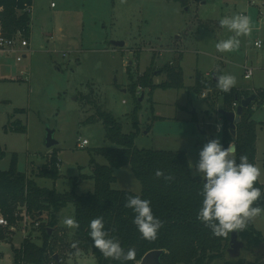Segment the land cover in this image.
<instances>
[{"label":"rangeland","instance_id":"rangeland-1","mask_svg":"<svg viewBox=\"0 0 264 264\" xmlns=\"http://www.w3.org/2000/svg\"><path fill=\"white\" fill-rule=\"evenodd\" d=\"M237 14L251 18V35L239 37L238 49L218 52L215 45L234 35L219 21ZM257 40L263 41L262 49L255 47ZM29 41L32 52L22 63L0 53V170H9L16 155L18 171L38 174L55 150L46 146L48 130L54 131L61 177L35 180L39 187L59 193L94 192L90 161L107 164L95 150L114 145L106 139L102 121H88L97 108L111 113L130 134L137 97L143 98L136 148L184 152L192 169L206 143L203 132L209 140H221L223 129L222 98L208 91L196 93V74L207 79L214 73L231 74L236 78L233 88L250 94L264 90V0H188L187 6L179 0H34ZM113 42L125 46L115 47ZM177 58L182 59L184 88L157 89L151 97L148 88L138 85L133 94L131 76L138 83L147 70L157 74ZM245 67L254 70L251 80L244 77ZM152 80L160 84L166 74ZM253 117L258 122L256 166L263 183L264 111L257 108ZM16 122L26 133L11 130ZM83 140L89 145L80 149ZM114 173L113 189L141 194L142 185L130 166ZM61 217L75 218L72 204ZM21 219L13 231L15 241L29 238L40 245V227ZM253 223L264 236V216ZM74 229L62 221L56 229L70 246L66 253L76 249ZM76 250L74 256L67 255V264H97L91 250ZM240 256L253 260L244 249Z\"/></svg>","mask_w":264,"mask_h":264},{"label":"trees","instance_id":"trees-1","mask_svg":"<svg viewBox=\"0 0 264 264\" xmlns=\"http://www.w3.org/2000/svg\"><path fill=\"white\" fill-rule=\"evenodd\" d=\"M181 1V0H179ZM187 6L188 0L181 1ZM34 0H0V23L8 35L23 30L30 37L32 16L26 9L32 8ZM205 25L201 26L204 27ZM181 58L166 65L160 74L147 70L139 78V82L132 81V92L136 96L138 85L148 88L150 96L157 89L184 88V73L181 67ZM166 74V80L160 84L153 82L154 76ZM216 76L217 73H214ZM217 82L212 77L207 79L203 74L195 76L194 91L203 95L205 91L213 92L222 98L223 110L232 111L234 103L240 104L243 98L249 97L248 91L232 88L228 93L219 90ZM264 99V90L257 93L256 103ZM137 97V106L133 112L134 132L125 134L121 123L111 114L97 108L96 115L88 121H102L105 128L106 139L114 147L99 148L95 154L107 161V165H100L94 159L90 161L93 168L92 179L95 183L94 192L79 195L76 190L59 193L55 189L39 187L35 178H44L57 181L60 178V160L58 150L55 149L45 167L36 175L30 177L18 171L17 157L13 155L9 170H0V212L10 226L22 220L25 213L32 225L40 227L42 243L40 245L26 238L19 249L13 247L14 264H67V258L74 256L76 249L91 250L97 264H140L143 257L154 250H163L162 264H264V236L253 224L242 231L229 233L227 237H216L210 229L197 219L198 211L202 205L200 191L202 183L199 177L192 175L188 156L184 152L154 151L138 149L135 140L140 133L138 113L142 106ZM214 106V105H213ZM23 113L24 110H18ZM253 104L244 109L241 121L236 125V137L231 132L232 126L223 117L221 143L227 147L233 140L236 144V158L241 154L248 156L249 162L256 165L257 157V127L254 119ZM196 120L195 116L192 117ZM12 131L26 133V127L21 122H16ZM130 166L136 179L142 185L141 194L130 191L113 189L117 182L114 171ZM157 169L171 174L174 179L166 181L156 178ZM256 187L264 190V182L258 181ZM140 196L151 202L153 214L163 221L155 241L141 238L137 227L133 224L135 213L132 209L124 207L128 196ZM69 204L74 207L75 219L79 228L74 229V237L78 247L71 253L65 251L70 247L64 242L63 235L57 232L59 214ZM264 207V198L257 202ZM102 216L105 230L110 237L119 240L121 246L127 251L135 248L134 261H118L106 259L98 249L93 247L89 236L90 221ZM21 217V218H20ZM237 233L238 239L244 243V252L253 258H232L229 253L231 238ZM12 234L9 228H0V242L11 243ZM65 252V253H63Z\"/></svg>","mask_w":264,"mask_h":264},{"label":"clouds","instance_id":"clouds-1","mask_svg":"<svg viewBox=\"0 0 264 264\" xmlns=\"http://www.w3.org/2000/svg\"><path fill=\"white\" fill-rule=\"evenodd\" d=\"M220 26L234 33L228 39L219 41L215 47L218 52H232L239 48L241 36H250L252 32L251 18L244 14L224 16L219 21ZM260 46V42H257ZM217 88L228 93L236 85V78L231 74H218L216 76ZM222 124L217 125L220 131ZM199 159L192 165V175L198 176L202 183L200 195L202 205L198 211L197 219L202 222L216 237H227L234 231L246 229L257 217L264 216V207L257 202L264 198V190L256 187L262 175L261 169L249 162L246 154L236 158V144L231 140L225 147L219 137L210 139L199 151ZM156 178L171 181L174 177L157 169ZM124 207L132 209L135 213L133 224L137 227L142 239L155 241L163 221L157 218L152 211L151 202L140 196H128ZM64 226L79 228L74 217H64ZM89 236L93 247L98 249L106 259L118 261H134L135 248L127 251L121 246L119 240L110 237L105 230L102 216L90 221ZM77 248V243L72 244Z\"/></svg>","mask_w":264,"mask_h":264},{"label":"built area","instance_id":"built-area-1","mask_svg":"<svg viewBox=\"0 0 264 264\" xmlns=\"http://www.w3.org/2000/svg\"><path fill=\"white\" fill-rule=\"evenodd\" d=\"M32 8L26 9V12L29 13L32 16ZM260 42V46H257V42ZM255 47L258 49H262L263 47V41L257 40L255 42ZM30 50V41L29 37H27L23 30H18L16 33L12 35H8L5 30L3 29L2 24L0 23V53L3 55L14 58L16 62L22 63L29 54H31ZM254 74V70L249 67H245V74L244 77L247 80H251ZM255 95L257 96V91H254ZM245 99V98H243ZM253 109L256 110L257 108H261L264 111V99L259 100V103H256L255 101L252 103ZM240 104L234 103L232 107V111H236L238 106ZM89 145L88 140H83L79 144L80 149H84ZM22 217L29 220L28 216L23 213ZM38 226V224H37ZM0 228H9L11 231H15L16 228L14 226H10L9 221L1 216L0 217Z\"/></svg>","mask_w":264,"mask_h":264},{"label":"water","instance_id":"water-1","mask_svg":"<svg viewBox=\"0 0 264 264\" xmlns=\"http://www.w3.org/2000/svg\"><path fill=\"white\" fill-rule=\"evenodd\" d=\"M182 1V0H181ZM113 46L115 47H124L125 43L124 42H113ZM213 77L215 78L216 81V75L213 74ZM217 82V81H216ZM143 98L140 100L142 101ZM256 100V95L252 94L249 97L242 99L240 102V105L238 106L236 111H226V110H219V114L222 115L227 119V121L230 123L232 126L231 132L233 137H236V125L240 123L241 117L244 113V109L249 108L252 103ZM195 112H193V115ZM203 135L206 137V143L209 141L206 132H203ZM58 145V142L54 139V131L48 130L47 132V137H46V146L49 149H53ZM237 149V147H236ZM231 247L229 249V255L232 258H239L241 250L244 249V243L238 239L237 233H234L231 238ZM164 254L163 250H154L149 253H147L140 264H162L161 258Z\"/></svg>","mask_w":264,"mask_h":264},{"label":"crops","instance_id":"crops-1","mask_svg":"<svg viewBox=\"0 0 264 264\" xmlns=\"http://www.w3.org/2000/svg\"><path fill=\"white\" fill-rule=\"evenodd\" d=\"M53 6L54 5L52 4V7ZM30 36H31V33H30ZM29 40H30V37H29ZM54 149H56V148H54ZM96 156H98V155H96ZM98 157H101V156H98ZM58 158L60 160V167H61L62 159H61V152L60 151H58ZM95 162L98 163V164H100V165H107L108 164V163L107 164H102V163L97 162L96 160H95ZM27 175L30 177L32 175V171H31V174H27ZM60 177H61V175H60ZM1 216L2 215H1V212H0V217ZM61 216H62V212L59 214V222L58 223H60V221H62V217ZM58 226H59V224H58ZM16 237H17V234L14 235V233H13L12 234V241H11V243L0 242V264H14L13 247L16 248V249H19L20 246L23 243V242H20V243L16 242L15 241ZM6 249H8V250H6Z\"/></svg>","mask_w":264,"mask_h":264}]
</instances>
